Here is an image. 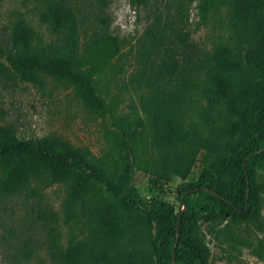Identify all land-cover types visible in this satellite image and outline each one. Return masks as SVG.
Listing matches in <instances>:
<instances>
[{
    "label": "trees",
    "instance_id": "1",
    "mask_svg": "<svg viewBox=\"0 0 264 264\" xmlns=\"http://www.w3.org/2000/svg\"><path fill=\"white\" fill-rule=\"evenodd\" d=\"M127 1L148 9L128 73L107 30L108 0H32L46 38L18 17L0 40V74L70 87L108 127L93 157L61 136L19 137L0 124V202L25 209L14 235L24 264H212L198 221L250 219L264 229L255 185L264 158V0H199L201 19L224 8L225 31L209 45L192 39V0ZM134 170L149 185L178 177L180 208L140 196ZM55 185L57 206L42 194ZM235 241L264 259V240Z\"/></svg>",
    "mask_w": 264,
    "mask_h": 264
},
{
    "label": "rangeland",
    "instance_id": "2",
    "mask_svg": "<svg viewBox=\"0 0 264 264\" xmlns=\"http://www.w3.org/2000/svg\"><path fill=\"white\" fill-rule=\"evenodd\" d=\"M199 0H192L189 5V22L192 39L198 44L209 45L217 34L225 31L224 8H209L204 18H200ZM147 8L133 10L127 0H108L105 10L108 28L117 35L124 55L125 71L134 66L140 50L139 36L147 24ZM18 17H23L39 33H46L35 17L32 0H0V40L6 38L9 24ZM196 28V30H193ZM48 37V35H47ZM0 62L4 60L0 58ZM114 89V88H113ZM0 124L14 126L19 137H41L55 134L71 144L99 156L104 149L105 128L107 122L86 111L79 98L70 87L47 80L40 88L28 82L13 79L10 75L0 74ZM201 169L200 154L192 164L185 180L195 182ZM133 184L140 196L165 200L177 210L180 208L176 186L180 179L172 176L169 181L149 185L147 175L134 170ZM256 192L260 198L258 211L259 222L264 224V158L255 169ZM43 199L54 206L59 205L63 191L59 186H52L42 191ZM25 209L19 200L0 202V264H24L14 255V235L18 234ZM62 235L65 238L66 228ZM195 235L205 243L209 260L212 264H264V259L250 253L247 246L239 244L236 238L256 243L264 240L263 226H258L250 219H224L215 222L198 221ZM33 264V263H32Z\"/></svg>",
    "mask_w": 264,
    "mask_h": 264
},
{
    "label": "water",
    "instance_id": "3",
    "mask_svg": "<svg viewBox=\"0 0 264 264\" xmlns=\"http://www.w3.org/2000/svg\"><path fill=\"white\" fill-rule=\"evenodd\" d=\"M184 208V205H182L181 210ZM179 214V213H178ZM172 260H173V254H172Z\"/></svg>",
    "mask_w": 264,
    "mask_h": 264
}]
</instances>
